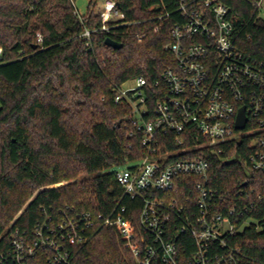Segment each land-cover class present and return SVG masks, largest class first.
I'll use <instances>...</instances> for the list:
<instances>
[{
  "label": "trees",
  "instance_id": "obj_1",
  "mask_svg": "<svg viewBox=\"0 0 264 264\" xmlns=\"http://www.w3.org/2000/svg\"><path fill=\"white\" fill-rule=\"evenodd\" d=\"M115 1L125 18L109 21L108 31L95 9L99 0H90L84 15L75 0H0V264H18L8 255L13 236L32 241L39 223L55 225L65 214L98 218L126 206L129 223H137L143 202L125 195L115 171L147 149L130 102L115 100L117 88L138 75L153 84L175 66L166 44L179 15L176 0ZM222 1L236 46L264 60V18L253 0ZM166 11L171 16L161 20ZM86 28L95 30L90 45ZM108 37L123 46H109ZM220 148L195 153L210 159V184L220 193L237 199L244 191L241 206L256 221L228 242L264 264V173L249 170L254 149L245 138ZM187 180L168 198L190 196ZM69 250L73 264H136L127 239L99 219L87 242ZM51 256L39 250L27 264H48Z\"/></svg>",
  "mask_w": 264,
  "mask_h": 264
},
{
  "label": "built area",
  "instance_id": "obj_2",
  "mask_svg": "<svg viewBox=\"0 0 264 264\" xmlns=\"http://www.w3.org/2000/svg\"><path fill=\"white\" fill-rule=\"evenodd\" d=\"M253 5L262 16L264 0H253ZM176 12L179 19L166 44L175 66L153 84L138 75L133 86L123 87L125 82L116 93V102H130L133 125L147 149L143 158L115 171L125 195L143 202L136 225L129 223L126 206L98 218L90 212L65 214L55 225L39 223L32 241L25 235L12 237L8 255L18 264H27L39 250L52 254L48 264H73L70 246L87 242L96 219L127 239L136 264H257L228 242L256 222L245 215L249 207L241 206L244 191L233 199L211 186V161L195 152H223L221 145L245 138L254 149L249 170L264 173V60L244 55L236 46L222 0H176ZM100 13L102 30H110L109 21L125 18L115 0H105ZM170 16L166 11L159 18ZM93 31L86 28L82 34L87 45ZM38 37L43 40L42 34ZM2 52L0 48V58ZM242 107L248 120L237 129ZM183 176L189 178L190 196L168 198ZM183 235L189 239L181 240ZM191 243L195 249L188 253Z\"/></svg>",
  "mask_w": 264,
  "mask_h": 264
},
{
  "label": "rangeland",
  "instance_id": "obj_3",
  "mask_svg": "<svg viewBox=\"0 0 264 264\" xmlns=\"http://www.w3.org/2000/svg\"><path fill=\"white\" fill-rule=\"evenodd\" d=\"M89 1L90 0H75V6H76V9L78 11V13L80 15H84L86 14V12L88 11V5H89ZM103 1L104 0H99V4L98 6L95 8L97 11L101 10L102 8V4H103ZM262 17L264 18V14H262ZM135 84V80L131 79V80H128L123 87H130V86H133ZM67 181H63L61 183H59L58 185H63L65 184ZM57 185V186H58ZM19 214V213H18ZM17 214V215H18ZM16 215V216H17Z\"/></svg>",
  "mask_w": 264,
  "mask_h": 264
},
{
  "label": "water",
  "instance_id": "obj_4",
  "mask_svg": "<svg viewBox=\"0 0 264 264\" xmlns=\"http://www.w3.org/2000/svg\"><path fill=\"white\" fill-rule=\"evenodd\" d=\"M118 6H119V4H118ZM106 43L109 46H112L114 48H121L123 46V44L121 42H119V41H117V40H115V39H113L111 37L107 38ZM247 120H248V117H247V114H246V108L242 107V108H240L238 116H237L236 128L237 129L245 128Z\"/></svg>",
  "mask_w": 264,
  "mask_h": 264
}]
</instances>
